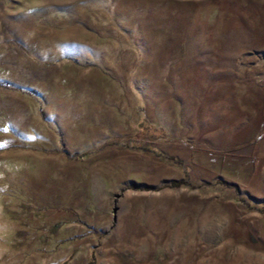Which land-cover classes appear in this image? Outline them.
<instances>
[{
    "label": "rangeland",
    "instance_id": "obj_1",
    "mask_svg": "<svg viewBox=\"0 0 264 264\" xmlns=\"http://www.w3.org/2000/svg\"><path fill=\"white\" fill-rule=\"evenodd\" d=\"M89 263L264 264V0H0V264Z\"/></svg>",
    "mask_w": 264,
    "mask_h": 264
},
{
    "label": "trees",
    "instance_id": "obj_2",
    "mask_svg": "<svg viewBox=\"0 0 264 264\" xmlns=\"http://www.w3.org/2000/svg\"><path fill=\"white\" fill-rule=\"evenodd\" d=\"M139 149L140 150H145V151H151L148 147H139ZM180 184H183V183L182 182H176V181H174V182L172 181V182L169 183V185H171V186H178ZM241 201H243V200H241Z\"/></svg>",
    "mask_w": 264,
    "mask_h": 264
}]
</instances>
